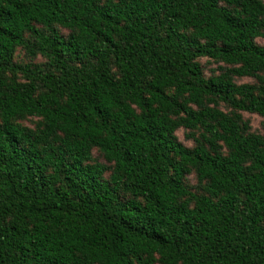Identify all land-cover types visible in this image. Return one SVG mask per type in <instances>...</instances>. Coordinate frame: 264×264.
I'll list each match as a JSON object with an SVG mask.
<instances>
[{
	"label": "trees",
	"instance_id": "obj_1",
	"mask_svg": "<svg viewBox=\"0 0 264 264\" xmlns=\"http://www.w3.org/2000/svg\"><path fill=\"white\" fill-rule=\"evenodd\" d=\"M262 37L264 0H0V264H264Z\"/></svg>",
	"mask_w": 264,
	"mask_h": 264
},
{
	"label": "rangeland",
	"instance_id": "obj_2",
	"mask_svg": "<svg viewBox=\"0 0 264 264\" xmlns=\"http://www.w3.org/2000/svg\"><path fill=\"white\" fill-rule=\"evenodd\" d=\"M61 31L64 35L68 34V31L65 29L61 28ZM257 43L261 46H264V37L262 38H258ZM17 61L19 62H27V63H40L43 62L44 59L41 57H37L35 59H31L29 57H27L24 53V51L20 50L17 53ZM201 64L204 68V73L207 77H210L213 74H219L220 70L219 67L222 66L221 63H217L213 60H209L207 58H203L201 59ZM235 81L238 84H243V83H253V79L250 78H236ZM221 108L224 111H230V109H228L227 107H225L224 105L221 106ZM242 116L245 120L249 121L250 125H251V129L253 132L258 133L262 136H264V117L258 115V114H252V113H247V112H243ZM38 119L37 118H27L24 120H20L19 122L22 125L34 128L36 126ZM190 133L189 130H186L184 128H181L178 130L177 132V136L180 142H182L184 145L188 146V147H194L195 146V142L193 139L188 137V134ZM93 157L96 161L109 165L106 160L104 159L103 155L97 150L95 149L93 151ZM109 172L106 173V176H109ZM187 184L189 185V187L192 188L193 191H197L198 190V181H197V177L196 174L193 173L191 175H189L186 179Z\"/></svg>",
	"mask_w": 264,
	"mask_h": 264
}]
</instances>
